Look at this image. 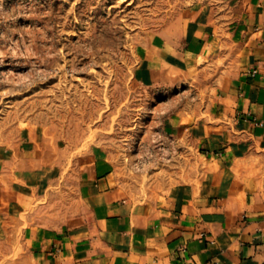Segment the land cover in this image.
Masks as SVG:
<instances>
[{
    "label": "rangeland",
    "instance_id": "obj_1",
    "mask_svg": "<svg viewBox=\"0 0 264 264\" xmlns=\"http://www.w3.org/2000/svg\"><path fill=\"white\" fill-rule=\"evenodd\" d=\"M230 9V0H0V149L50 151L15 171L26 203L0 224V264H31L23 249L30 227L61 233L82 222L84 167L97 160L137 199L202 177L196 149L167 133L210 112L223 66L157 88L144 79L142 58L190 13ZM242 162L248 187L264 197V153Z\"/></svg>",
    "mask_w": 264,
    "mask_h": 264
},
{
    "label": "crops",
    "instance_id": "obj_2",
    "mask_svg": "<svg viewBox=\"0 0 264 264\" xmlns=\"http://www.w3.org/2000/svg\"><path fill=\"white\" fill-rule=\"evenodd\" d=\"M230 2L228 15L190 13L177 35L149 42L142 58L144 79L157 88L182 72L223 66L210 112L167 133L196 149L202 177L137 199L103 161L86 165L82 222L61 233L25 231L31 264H264V197L248 187L242 162L264 153V0ZM49 154L32 144L0 149V224L26 203L15 171Z\"/></svg>",
    "mask_w": 264,
    "mask_h": 264
}]
</instances>
